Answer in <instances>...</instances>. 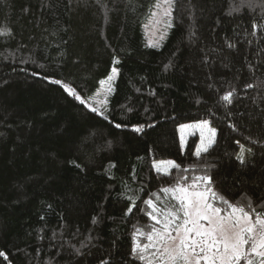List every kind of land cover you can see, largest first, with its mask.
<instances>
[{
	"label": "trees",
	"instance_id": "1",
	"mask_svg": "<svg viewBox=\"0 0 264 264\" xmlns=\"http://www.w3.org/2000/svg\"><path fill=\"white\" fill-rule=\"evenodd\" d=\"M154 2L0 0V264H144L132 254L153 224L143 201L163 206L181 173L264 203V0H176L150 47ZM114 68L102 115L64 91L88 99ZM204 118L216 143L196 157L198 135L182 149L179 127ZM170 156L181 168L158 175Z\"/></svg>",
	"mask_w": 264,
	"mask_h": 264
},
{
	"label": "snow or ice",
	"instance_id": "2",
	"mask_svg": "<svg viewBox=\"0 0 264 264\" xmlns=\"http://www.w3.org/2000/svg\"><path fill=\"white\" fill-rule=\"evenodd\" d=\"M100 3V0H97ZM106 18L111 10L101 4ZM151 12L153 26L163 24L165 31L173 27V12L176 0H155ZM255 30L258 25L253 24ZM2 34V33H0ZM195 36V32L191 33ZM164 36L161 34L160 39ZM150 47L158 46L150 42ZM233 47V45H229ZM118 62V61H117ZM168 67V66H166ZM116 69L112 70L113 76ZM35 75V73H34ZM112 79V76L108 78ZM61 84V81H52ZM249 84L246 87H252ZM64 91L86 105L93 113L103 112L82 98L73 88L64 85ZM108 92L112 91L109 86ZM235 89L226 92L221 99L231 103ZM105 105L107 101L104 102ZM120 128L121 124H116ZM154 127V125H149ZM143 126H136L134 131H142ZM187 128H198L200 142L195 147L194 155L202 157L216 143L217 129L210 126L209 120H202L194 125L180 126L181 133ZM185 141L181 135V146ZM239 143V141H237ZM243 149V145H241ZM249 154H254L253 149L248 148ZM241 165L246 163L244 151L236 155ZM79 165H77L78 167ZM214 168L215 165H208ZM158 175L171 176L173 169H180L181 165L173 160L158 161L152 164ZM188 171V169H184ZM163 194V206H158L161 195L152 193L151 197L143 201L147 205L146 215L153 221L147 232L137 229L138 236H144L146 243L137 242L132 248V254L144 264H264V213L256 211L251 197L247 204L240 201L231 202L214 188L212 176L205 171L203 175L191 178L181 175L174 178V183L160 189ZM135 204H130L126 214L131 213ZM159 225V227H157ZM0 252V256H4ZM105 264V262H101Z\"/></svg>",
	"mask_w": 264,
	"mask_h": 264
},
{
	"label": "rangeland",
	"instance_id": "3",
	"mask_svg": "<svg viewBox=\"0 0 264 264\" xmlns=\"http://www.w3.org/2000/svg\"><path fill=\"white\" fill-rule=\"evenodd\" d=\"M155 10L156 9L154 8L153 11H155ZM152 19L153 18L150 16V18L148 19V21L146 23V26H145L146 37H147V40L149 43L152 42V43L159 44L163 40V39H160L161 34H163V36L165 37L168 29L165 31L163 24L153 26ZM110 76H112L111 80L108 79ZM116 76H117V71H116V74L114 76H113V72H112L106 79H104L101 82V85L98 88L97 92L94 93L93 95H91L87 99V102L89 104H92L93 106H96L97 108L104 107V105H105L104 102L107 101V103H108L109 96L111 95V92H112V91L108 92L107 89L110 86L113 90L114 81L116 79ZM202 120H207V119L204 118V119H197V120H187L186 122L182 123L180 126H182V125H194V124H196ZM210 126L213 127L211 124H210ZM181 135H183L184 141H185L183 147L181 146ZM194 135H198V140H197V145H198L200 142V133H199L198 128H187L184 130L183 133H181V130L179 127V137H180L179 138V144H180V147L182 149H184L187 145L188 140ZM242 150L244 151V153H245V150H247L245 145H243ZM248 155H249V153H248ZM167 160H173L176 162L175 156H170V157H167L164 159H158V160H155L154 162L167 161Z\"/></svg>",
	"mask_w": 264,
	"mask_h": 264
}]
</instances>
